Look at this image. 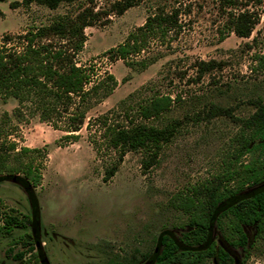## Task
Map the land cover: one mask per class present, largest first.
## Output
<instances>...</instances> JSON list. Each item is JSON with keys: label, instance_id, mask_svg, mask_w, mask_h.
<instances>
[{"label": "rangeland", "instance_id": "obj_1", "mask_svg": "<svg viewBox=\"0 0 264 264\" xmlns=\"http://www.w3.org/2000/svg\"><path fill=\"white\" fill-rule=\"evenodd\" d=\"M20 1H0V45L6 34H23L49 25L59 16L74 17L89 5L87 0H75L49 9L32 3L13 11L10 3ZM114 1L94 0L93 7L106 9ZM225 1L143 0L120 16L103 18L104 25L85 27L86 40L75 56L76 64L91 66L92 81L112 74L117 86L110 96L89 100L76 142L66 143L65 132L40 122L37 116L16 117L14 99L0 101V127L12 129L9 139L18 147L46 152L41 185L30 188V192L16 177L0 178V264H153L160 236L170 232L174 238L180 237L181 231L174 225L184 218L168 207L169 198L219 174L238 130L226 117L198 123L193 117L207 101L234 107L236 116L245 115L251 112V107L244 104L246 96L264 87V72L251 69L253 55H264V0ZM173 9L179 11V31L171 32L172 38L164 43L151 42L148 49L133 57L135 62L151 61L147 68L127 66L122 60L109 61L103 55L122 43L147 16ZM246 10L254 12L258 22L248 38H240L226 29L227 21L230 15ZM52 42L64 44L63 40ZM15 43L10 42L8 47ZM210 60L220 66L198 79L196 63ZM153 93L181 95L182 102L168 114L181 120L180 132L163 146L157 164L149 170L142 171L139 152H127L114 176L103 182L110 158L94 152L91 138L98 140L100 133L97 126L87 127V123L112 110L121 116V122L118 105L122 100L130 96V104H135ZM110 157H114L113 152ZM8 214L28 215L32 221L8 230L3 224ZM245 231V247L224 243L234 257L228 264H264V236L254 243V229ZM23 241H29L33 250H28ZM209 241L222 243L215 227ZM19 253L23 258L14 259ZM215 263L209 260L205 264Z\"/></svg>", "mask_w": 264, "mask_h": 264}, {"label": "trees", "instance_id": "obj_2", "mask_svg": "<svg viewBox=\"0 0 264 264\" xmlns=\"http://www.w3.org/2000/svg\"><path fill=\"white\" fill-rule=\"evenodd\" d=\"M73 1L21 0L11 2L10 8L35 3L56 9L61 3ZM93 1L87 0L89 5L74 17L59 16L49 25L23 34H6L0 45V101L14 99L17 102L16 117L37 116L40 122L65 132L63 140L66 143L78 140L76 133L84 124L89 100L100 101L110 96L117 86L112 74L106 73L103 78L92 81L91 66L76 64L75 56L83 49L86 40L84 28L97 23L104 25L103 18L120 16L143 0H116L106 9L98 10L94 9ZM225 2L233 4L234 0ZM178 14L179 11L173 9L170 12L159 10L147 16L122 43L109 48L103 55L109 61L122 60L127 66L147 68L151 61L135 62L133 57L148 49L153 41L164 43L172 38L169 34H176L180 29ZM257 22L256 14L246 10L230 15L226 29L240 38H248ZM52 39L63 40L64 44L57 45ZM12 41H16L15 45L8 47ZM252 62V71L264 72V55H253ZM219 66L220 63L214 60L198 61L197 78ZM130 98L118 105L123 117L121 122L118 119L121 116L112 110L87 123V127L97 126L100 133L98 140L91 138L94 152L97 156L108 155L110 158L103 182L114 176L127 152L141 154L142 171L155 166L163 146L170 143L182 127L181 120L168 116L172 108L182 102L181 95L171 97L153 93L135 104H130ZM244 104L251 107V112L236 116L234 107L207 101L193 117L197 123L226 117L238 130L231 139L230 150L219 174L190 185L169 198L168 207L184 218L174 225L181 233L178 239L170 232L160 236L153 264H205L209 260L228 264L232 259L224 243L231 247L248 245L246 228L254 229V243L264 236V87L253 96L247 95ZM11 134V128L0 127V178L16 177L30 192V188L41 185L46 152L41 148L18 147L16 141L9 139ZM110 152L114 157H110ZM260 185L263 186L257 191L240 197ZM31 221L32 217L28 215L8 214L3 224L9 230ZM213 227L220 233L222 243L209 241ZM25 236L31 237L29 234ZM22 244L33 250L29 241ZM247 257L246 254L244 259ZM13 258L21 260L23 253Z\"/></svg>", "mask_w": 264, "mask_h": 264}, {"label": "crops", "instance_id": "obj_3", "mask_svg": "<svg viewBox=\"0 0 264 264\" xmlns=\"http://www.w3.org/2000/svg\"><path fill=\"white\" fill-rule=\"evenodd\" d=\"M12 9V8H11ZM21 9V7L20 6H18L17 8H15V9H13V11H19ZM17 30H14V31H12V32H7V33H13V32H16ZM3 34H5V33H3Z\"/></svg>", "mask_w": 264, "mask_h": 264}, {"label": "flooded vegetation", "instance_id": "obj_4", "mask_svg": "<svg viewBox=\"0 0 264 264\" xmlns=\"http://www.w3.org/2000/svg\"><path fill=\"white\" fill-rule=\"evenodd\" d=\"M226 249V248H225ZM226 251L228 252V254H229V257L232 259V262L234 261V257H233V255L230 253V251H228L227 249H226Z\"/></svg>", "mask_w": 264, "mask_h": 264}, {"label": "water", "instance_id": "obj_5", "mask_svg": "<svg viewBox=\"0 0 264 264\" xmlns=\"http://www.w3.org/2000/svg\"><path fill=\"white\" fill-rule=\"evenodd\" d=\"M216 264V263H215Z\"/></svg>", "mask_w": 264, "mask_h": 264}]
</instances>
